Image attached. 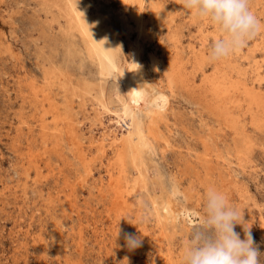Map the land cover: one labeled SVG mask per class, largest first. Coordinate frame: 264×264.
<instances>
[{
  "label": "rangeland",
  "instance_id": "1",
  "mask_svg": "<svg viewBox=\"0 0 264 264\" xmlns=\"http://www.w3.org/2000/svg\"><path fill=\"white\" fill-rule=\"evenodd\" d=\"M75 1L78 10L87 8L91 16L98 12L106 18L119 42L122 64L129 61L139 41L146 77L167 92L170 91L168 75L176 54L181 50L187 57L190 47L200 46L201 34L188 23L186 15L176 18L173 30L178 42L171 41L167 26L149 21L147 0L143 1H146L144 13L149 37L138 40L130 20L132 6L124 10L121 0ZM47 2L0 0V264H167L169 254L179 264V248L191 226L198 222L204 202L205 189L191 187L197 181L189 174L190 166L195 165L190 148L199 150L196 136L206 135L205 124L217 130L220 120L210 114L208 103L201 102L196 94H188L182 88L172 90L167 111L169 128L162 127L168 147L163 142L155 147L147 170L148 186L132 194L131 211L126 212V219H119L110 211V199L99 194L106 179L103 168L106 160L84 166L67 134H61L58 151L47 148L44 152L46 145L40 126L43 111L37 102L24 98L28 95L26 83L35 81L43 85L45 72L56 68L65 70L79 87L88 86L96 92L102 88L106 97L112 99L124 95L120 80L99 75L77 35L63 34L64 20L58 10L44 4ZM251 7L264 21V0H251ZM256 39L258 36L244 50L251 48ZM212 41L210 35L209 48ZM150 55L156 58L157 72L151 69ZM256 55L257 60L263 58V50ZM53 92L58 91L55 88ZM57 101L63 103L61 95ZM74 101L71 112L76 137L88 160L93 159L97 151L90 144L103 132L99 120L108 132L119 136L127 126L124 122L117 124L112 111L97 113L89 98L82 104ZM109 107L113 110L116 104ZM45 118L50 120V115ZM255 136L257 142L250 162L239 166L231 158L227 174L242 190V196L234 193V203L244 211L245 227L251 228L259 251L264 253V128L263 132H255ZM28 149L41 166L38 172L26 159ZM173 177L179 190L187 195L174 196L177 221L173 225L168 223L167 229L162 230L150 201L160 195L157 186L160 182L163 192L170 190ZM235 230L243 238L242 226L236 225ZM125 233L143 236L139 248L126 249L128 255L122 249ZM260 261L264 264V254Z\"/></svg>",
  "mask_w": 264,
  "mask_h": 264
},
{
  "label": "bare ground",
  "instance_id": "2",
  "mask_svg": "<svg viewBox=\"0 0 264 264\" xmlns=\"http://www.w3.org/2000/svg\"><path fill=\"white\" fill-rule=\"evenodd\" d=\"M121 2L124 10L129 6L133 8L130 20L134 23L137 40L148 38L144 13L146 1ZM44 4L58 10L64 20L63 34L77 35L84 46L85 54L96 66L99 75L120 80L124 94L112 99L110 96L106 97L102 88H98L96 92L88 86L79 87L70 75L60 68L45 72L43 85L35 81L26 83L28 95L24 98L37 102L43 111L40 126L42 141L46 145L44 152H47V148L50 151H58L61 134H67L84 166L91 167L92 163L97 160L101 162L104 158L106 179L105 183L101 184L99 194L110 199L112 213L119 219H126V212L131 211L132 207V194L141 189L145 190L148 186L147 170L155 154V147L159 142L168 147L169 142L162 134V127L169 128L167 111L172 90L182 88L188 94H196L201 102H207L210 114L220 120L216 131L212 125L205 124L203 130L206 135L192 134L196 136L194 140L200 147L199 150L190 148L194 152L195 165L190 166L192 170L189 174L197 181V184L191 186L192 189H195V185L204 189L209 184L215 185L226 192L233 203L234 193L236 196H242V190L231 177L229 178L227 171H230L231 158L236 159L239 166L250 162L251 151L257 142L255 132H263L264 57L257 60L256 52L263 50L264 53V31L256 35L258 39L254 40L253 46L247 51L243 47L222 61L209 62L206 58L209 50L208 38L211 35L212 40L215 39V28L182 10L180 0H147L150 9L149 21L162 22L163 26H167L171 41L176 44L178 42L173 24L181 15H186L188 23L195 26L201 34L200 46L190 47L189 56H183L184 52L181 50L176 54L168 75L170 91L167 92L146 77L140 61L139 41L129 61L121 63L119 42L102 14L97 12L96 16H91L87 8L78 10L75 0H48ZM211 28L213 31L210 32ZM127 29L132 30L129 25ZM149 58L151 69L157 72L159 66L155 56L150 55ZM55 88L57 93L53 92ZM60 95L63 103L57 101ZM86 98L93 102L97 113L112 111L116 123L124 122L127 126L125 133L119 136L115 132H108L99 120L103 132L96 142L90 144L96 149L97 156L89 160L87 154L83 153L81 141L76 137L71 112L74 100H79L82 104ZM112 104H116L113 110L109 107ZM47 115H50V120L45 118ZM25 156L38 172L41 166L31 149H28ZM175 179L171 178L169 191L163 192L162 183L157 184L161 193L150 201L162 230L167 229L168 223L173 225L177 221V214V217L174 216V196L177 193L184 197L187 195L186 191L179 190ZM137 217L139 218V215ZM122 249L125 254L129 251L126 246ZM165 262L176 264L172 254L167 255Z\"/></svg>",
  "mask_w": 264,
  "mask_h": 264
},
{
  "label": "clouds",
  "instance_id": "3",
  "mask_svg": "<svg viewBox=\"0 0 264 264\" xmlns=\"http://www.w3.org/2000/svg\"><path fill=\"white\" fill-rule=\"evenodd\" d=\"M180 5L215 28L217 34L206 57L209 62L234 55L264 31V21L252 10L251 0H180ZM203 200L199 220L179 248V264H261L264 253L259 251L251 228L245 227L244 211L212 184L206 187ZM236 225L242 226L243 238ZM124 239L132 251L142 245L143 236L125 233Z\"/></svg>",
  "mask_w": 264,
  "mask_h": 264
}]
</instances>
